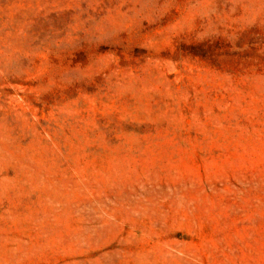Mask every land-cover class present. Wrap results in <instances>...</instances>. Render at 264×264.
<instances>
[{"label":"rangeland","instance_id":"obj_1","mask_svg":"<svg viewBox=\"0 0 264 264\" xmlns=\"http://www.w3.org/2000/svg\"><path fill=\"white\" fill-rule=\"evenodd\" d=\"M0 264H264V0H0Z\"/></svg>","mask_w":264,"mask_h":264}]
</instances>
